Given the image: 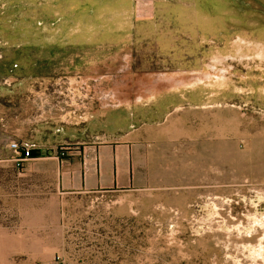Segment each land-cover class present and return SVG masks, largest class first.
I'll return each instance as SVG.
<instances>
[{"label": "rangeland", "instance_id": "obj_1", "mask_svg": "<svg viewBox=\"0 0 264 264\" xmlns=\"http://www.w3.org/2000/svg\"><path fill=\"white\" fill-rule=\"evenodd\" d=\"M130 132L141 185L59 186ZM0 264H264V0H0Z\"/></svg>", "mask_w": 264, "mask_h": 264}, {"label": "crops", "instance_id": "obj_2", "mask_svg": "<svg viewBox=\"0 0 264 264\" xmlns=\"http://www.w3.org/2000/svg\"><path fill=\"white\" fill-rule=\"evenodd\" d=\"M63 155L58 161V183L62 189L122 190L143 182L142 147L133 132L120 138L96 140Z\"/></svg>", "mask_w": 264, "mask_h": 264}, {"label": "built area", "instance_id": "obj_3", "mask_svg": "<svg viewBox=\"0 0 264 264\" xmlns=\"http://www.w3.org/2000/svg\"><path fill=\"white\" fill-rule=\"evenodd\" d=\"M9 147L15 151L16 157L14 160L17 163L29 158H35V156H33V151L37 149L35 144H32L30 142H23L21 140H13L9 144Z\"/></svg>", "mask_w": 264, "mask_h": 264}, {"label": "trees", "instance_id": "obj_4", "mask_svg": "<svg viewBox=\"0 0 264 264\" xmlns=\"http://www.w3.org/2000/svg\"><path fill=\"white\" fill-rule=\"evenodd\" d=\"M40 155V151L39 150H34L33 151V156L37 157Z\"/></svg>", "mask_w": 264, "mask_h": 264}]
</instances>
